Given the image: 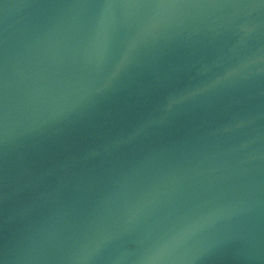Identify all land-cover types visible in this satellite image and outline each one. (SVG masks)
Segmentation results:
<instances>
[{"label":"water","instance_id":"1","mask_svg":"<svg viewBox=\"0 0 264 264\" xmlns=\"http://www.w3.org/2000/svg\"><path fill=\"white\" fill-rule=\"evenodd\" d=\"M0 264H264V0H0Z\"/></svg>","mask_w":264,"mask_h":264}]
</instances>
